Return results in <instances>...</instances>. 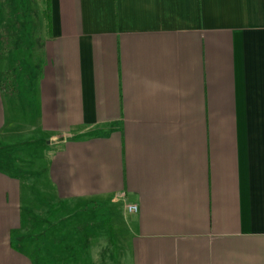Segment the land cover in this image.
Listing matches in <instances>:
<instances>
[{
	"label": "crops",
	"instance_id": "1",
	"mask_svg": "<svg viewBox=\"0 0 264 264\" xmlns=\"http://www.w3.org/2000/svg\"><path fill=\"white\" fill-rule=\"evenodd\" d=\"M1 7L0 264H264V0Z\"/></svg>",
	"mask_w": 264,
	"mask_h": 264
},
{
	"label": "rangeland",
	"instance_id": "2",
	"mask_svg": "<svg viewBox=\"0 0 264 264\" xmlns=\"http://www.w3.org/2000/svg\"><path fill=\"white\" fill-rule=\"evenodd\" d=\"M24 1L26 2V4H28L29 2L31 6L30 8H32L34 12L38 11L42 6L41 0H15L10 3V7L14 6L15 10L17 11L19 7V3L23 4ZM3 2L4 3L2 7L4 8V6L6 5L5 4L6 0H4ZM12 3H14V5H12ZM22 7H24V5H22ZM30 13L31 12H27L26 15H23L22 13H18V12H13V13L12 12H2V16L5 17V16L10 15V17H12L13 21L16 22V24H21L25 28H27L28 26L31 25L30 19L31 18L33 19V17L29 16ZM35 14L40 15L41 12H35ZM23 35L24 33H22V36ZM20 58L21 60L23 59V57H20ZM29 140H27V142L17 141L16 145L14 144L6 151V154L8 155L10 159V165L11 164L17 165L15 167L18 170L21 167L24 168V165L22 163L26 161L30 162L32 161V159L33 160L36 159L34 163L37 164L38 161H40L42 158H45L46 156L48 157L50 155L49 151L52 148V146L45 145L48 142L45 143V141L44 142L41 141V142L36 143L35 139H29ZM42 197H43V200L40 202L38 207H41L42 205L44 206L45 202L47 201L48 203H51L50 198L52 199V197L50 195L48 197H44V195H42ZM111 205L112 204H108V206L102 205L101 208H97V209L92 208V210H94V214L90 213L88 215L90 217H87V213H84V216H86V219H90L92 222L95 221V218L99 221L102 219L107 220L109 218H117L119 220L121 219V217L123 218L120 207L117 206L116 208H114V206L110 207ZM42 215H44V213ZM98 228L99 226H95V230H97ZM122 232H123L122 224H119L118 227L114 228V232H113L114 241L113 242L116 245V250H115L116 254L119 253V250L117 247L120 246V239H122V236L120 234Z\"/></svg>",
	"mask_w": 264,
	"mask_h": 264
},
{
	"label": "trees",
	"instance_id": "3",
	"mask_svg": "<svg viewBox=\"0 0 264 264\" xmlns=\"http://www.w3.org/2000/svg\"><path fill=\"white\" fill-rule=\"evenodd\" d=\"M4 0H0V3L3 5V2ZM15 1V0H13ZM13 1H10V0H6L5 2V6L4 7H8V8H11V9H15V7H10V3L13 2ZM43 4H44V7H45V10L43 12V18L47 24V28L50 30V27H51V24H52V0H42ZM12 5H14V3H12ZM2 8V7H1ZM18 13H25V12H18Z\"/></svg>",
	"mask_w": 264,
	"mask_h": 264
},
{
	"label": "built area",
	"instance_id": "4",
	"mask_svg": "<svg viewBox=\"0 0 264 264\" xmlns=\"http://www.w3.org/2000/svg\"><path fill=\"white\" fill-rule=\"evenodd\" d=\"M127 211L131 214H137L138 213V207L135 205H129L127 207Z\"/></svg>",
	"mask_w": 264,
	"mask_h": 264
}]
</instances>
